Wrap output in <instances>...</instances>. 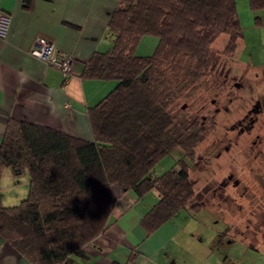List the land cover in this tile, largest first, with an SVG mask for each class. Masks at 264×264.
<instances>
[{
	"label": "trees",
	"instance_id": "1",
	"mask_svg": "<svg viewBox=\"0 0 264 264\" xmlns=\"http://www.w3.org/2000/svg\"><path fill=\"white\" fill-rule=\"evenodd\" d=\"M107 26L112 46L94 52L81 72L115 81L88 107L90 139L15 118L5 125L0 177L4 168L26 172L29 184L16 204L0 197V237L32 264H71L107 228L115 191L156 194L140 218L147 232L180 209L201 208L206 201L190 176L197 147L221 111L255 100L243 95L252 83L235 65L242 34L235 0H116ZM144 35L157 43L139 55ZM175 149L181 155L155 174Z\"/></svg>",
	"mask_w": 264,
	"mask_h": 264
},
{
	"label": "crops",
	"instance_id": "2",
	"mask_svg": "<svg viewBox=\"0 0 264 264\" xmlns=\"http://www.w3.org/2000/svg\"><path fill=\"white\" fill-rule=\"evenodd\" d=\"M115 5L116 0H0V14L9 17L6 34L0 35V142L9 118L92 137L88 107L115 81L84 78L81 72L94 52L112 46L107 22ZM235 5L242 31L235 65L245 70L252 86L258 85L264 75V5L253 9L249 0H235ZM36 38L50 41L56 53L73 57L67 78L29 53ZM149 41L153 46V39ZM28 178L26 172L4 168L2 203L19 202L28 191ZM150 192L137 197L133 190L115 191L107 228L72 254L71 264H242L243 257L227 250L225 233L205 237L192 229L189 210L180 209L147 232L140 218L157 200ZM251 258L245 264H257ZM0 264L32 263L0 237Z\"/></svg>",
	"mask_w": 264,
	"mask_h": 264
},
{
	"label": "rangeland",
	"instance_id": "3",
	"mask_svg": "<svg viewBox=\"0 0 264 264\" xmlns=\"http://www.w3.org/2000/svg\"><path fill=\"white\" fill-rule=\"evenodd\" d=\"M149 39H153V46ZM156 43L155 36L144 35L136 53L151 54ZM216 44L221 46L222 38ZM263 77L259 76L258 85L248 84L251 88L243 95L255 100L249 105L244 102L246 108L237 100L238 107L232 104L230 112L219 113L216 128L198 145L190 169L195 191L203 194L206 201L201 208L186 214L192 229H199L205 237L225 233L227 250L238 253L239 259L243 257L242 264L250 257L257 264H264ZM219 100H223L222 95ZM177 150L156 163L155 174L173 164L181 155ZM210 208L218 211L217 215Z\"/></svg>",
	"mask_w": 264,
	"mask_h": 264
},
{
	"label": "built area",
	"instance_id": "4",
	"mask_svg": "<svg viewBox=\"0 0 264 264\" xmlns=\"http://www.w3.org/2000/svg\"><path fill=\"white\" fill-rule=\"evenodd\" d=\"M9 17L0 14V35L4 36L8 29ZM29 53L45 63L55 66L62 75L67 78L69 71L71 70V63L73 57L70 54H60L54 51V45L44 39L36 38L29 50Z\"/></svg>",
	"mask_w": 264,
	"mask_h": 264
},
{
	"label": "flooded vegetation",
	"instance_id": "5",
	"mask_svg": "<svg viewBox=\"0 0 264 264\" xmlns=\"http://www.w3.org/2000/svg\"><path fill=\"white\" fill-rule=\"evenodd\" d=\"M231 177V176H230ZM231 179V178H230Z\"/></svg>",
	"mask_w": 264,
	"mask_h": 264
}]
</instances>
